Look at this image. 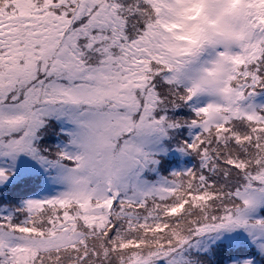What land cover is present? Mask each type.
Masks as SVG:
<instances>
[{
  "label": "snow or ice",
  "instance_id": "snow-or-ice-1",
  "mask_svg": "<svg viewBox=\"0 0 264 264\" xmlns=\"http://www.w3.org/2000/svg\"><path fill=\"white\" fill-rule=\"evenodd\" d=\"M257 89L264 0H0V264H264Z\"/></svg>",
  "mask_w": 264,
  "mask_h": 264
},
{
  "label": "rangeland",
  "instance_id": "rangeland-1",
  "mask_svg": "<svg viewBox=\"0 0 264 264\" xmlns=\"http://www.w3.org/2000/svg\"><path fill=\"white\" fill-rule=\"evenodd\" d=\"M191 102H192L193 106L202 107V106H204L205 103H207V98L206 97L194 98L193 101H191ZM253 103H255L257 105L264 106V89H257V94L253 98ZM182 110H183L182 107L175 109L176 114L170 115L169 117H167V114H169L170 111H168L167 113L157 112L155 115L157 118H159L160 115H166V118L171 120V121H178V120L186 121L187 118L184 116V114L181 113ZM190 120H191V118H189V121ZM182 127H179L175 131L174 134H172L171 133L172 130H170L167 138L161 140L160 147L163 149V152L161 154H165V156L168 158V162H164V163L161 162L158 166V168L161 172V175H167L171 171H179V170H181V168H186V167L190 166L192 163V160L190 157L183 156L181 153L176 151V148L179 147L181 141L190 140V136H189L190 131H191L192 135H195L199 131V129H195V128L189 129L188 128V130L186 132L187 137H180L179 133H181ZM176 132H177L178 136L175 135ZM174 158H176L178 161L177 165H175V163H173V161L176 162V160Z\"/></svg>",
  "mask_w": 264,
  "mask_h": 264
},
{
  "label": "clouds",
  "instance_id": "clouds-1",
  "mask_svg": "<svg viewBox=\"0 0 264 264\" xmlns=\"http://www.w3.org/2000/svg\"><path fill=\"white\" fill-rule=\"evenodd\" d=\"M222 7L224 6L221 4H209L206 6L207 14L212 18H217V16L221 14L220 10ZM236 7L237 9L239 8V6H236ZM226 23L232 25L233 27H240L242 26L243 21L238 16H229L226 18ZM216 95L219 99L221 100L224 99L223 94L217 92Z\"/></svg>",
  "mask_w": 264,
  "mask_h": 264
},
{
  "label": "trees",
  "instance_id": "trees-1",
  "mask_svg": "<svg viewBox=\"0 0 264 264\" xmlns=\"http://www.w3.org/2000/svg\"><path fill=\"white\" fill-rule=\"evenodd\" d=\"M191 106H193L192 102H189V105L182 106L183 110L181 111V113L184 114V116L187 118L186 121H189V118H191V119L194 118V113H193L192 110H191ZM180 108H181V107H180ZM174 114H176V113H175V110H170L169 114H167V117H169L170 115H174ZM174 120H175V119H174ZM177 129H178V128H177ZM177 129L172 130L171 133L174 134L175 131H176ZM183 129H184V130H183ZM187 130H188V128H186V127H182V129H181V133H179V136H180V137H187V135H186ZM175 135L178 136V135H177V132H176ZM158 159H159L160 163H161V162H162V163H164V162H168V158L165 156V154H161V155L158 157ZM174 159L176 160V162L173 161V163H175V165H177V164H178V161H177L176 158H174Z\"/></svg>",
  "mask_w": 264,
  "mask_h": 264
}]
</instances>
